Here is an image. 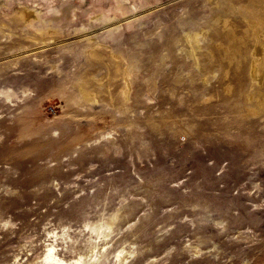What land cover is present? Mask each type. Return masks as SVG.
Masks as SVG:
<instances>
[{
    "label": "rangeland",
    "instance_id": "1",
    "mask_svg": "<svg viewBox=\"0 0 264 264\" xmlns=\"http://www.w3.org/2000/svg\"><path fill=\"white\" fill-rule=\"evenodd\" d=\"M50 247L264 264V0H0V264Z\"/></svg>",
    "mask_w": 264,
    "mask_h": 264
},
{
    "label": "bare ground",
    "instance_id": "2",
    "mask_svg": "<svg viewBox=\"0 0 264 264\" xmlns=\"http://www.w3.org/2000/svg\"><path fill=\"white\" fill-rule=\"evenodd\" d=\"M53 249L52 247H50L48 250H47V253L45 255V260L47 261H51L52 264H74V262H71V261H67V260H64V259H61L59 258L54 252H53ZM78 260V259H76Z\"/></svg>",
    "mask_w": 264,
    "mask_h": 264
}]
</instances>
